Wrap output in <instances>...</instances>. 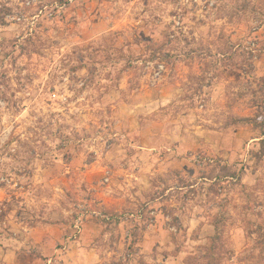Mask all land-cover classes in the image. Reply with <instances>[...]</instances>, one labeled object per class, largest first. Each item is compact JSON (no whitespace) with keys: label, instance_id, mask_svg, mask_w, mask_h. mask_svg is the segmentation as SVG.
<instances>
[{"label":"rangeland","instance_id":"374dc122","mask_svg":"<svg viewBox=\"0 0 264 264\" xmlns=\"http://www.w3.org/2000/svg\"><path fill=\"white\" fill-rule=\"evenodd\" d=\"M263 77L264 0H0V264H264Z\"/></svg>","mask_w":264,"mask_h":264},{"label":"trees","instance_id":"16d2710c","mask_svg":"<svg viewBox=\"0 0 264 264\" xmlns=\"http://www.w3.org/2000/svg\"><path fill=\"white\" fill-rule=\"evenodd\" d=\"M213 7L210 8V4H207L206 10H213ZM207 10V11H208ZM209 11V12H210ZM240 8H234L231 10V12L225 17L228 19V17L233 18L235 15L240 14ZM264 81V77H263ZM261 103L264 104V99L261 102H254L253 107H259L252 116H237V115H231L230 117V124L232 126L237 125H243V126H252L256 130L260 131L261 139L259 141L260 143V153L261 156H264V110L261 108L264 107V105H261ZM222 224L224 227L225 224L223 222H218L215 224V227L217 229L216 235L212 239V243L210 247L204 252V259L206 260V264H219L222 260L224 255L226 254V250L224 249L223 244V238H222V231H220L219 227Z\"/></svg>","mask_w":264,"mask_h":264}]
</instances>
